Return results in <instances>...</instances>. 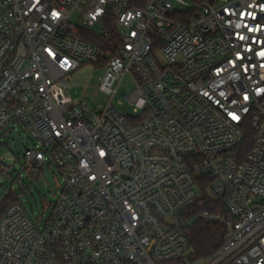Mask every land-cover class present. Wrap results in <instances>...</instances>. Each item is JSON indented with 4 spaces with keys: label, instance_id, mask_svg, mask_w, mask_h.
<instances>
[{
    "label": "built area",
    "instance_id": "2783aa9c",
    "mask_svg": "<svg viewBox=\"0 0 264 264\" xmlns=\"http://www.w3.org/2000/svg\"><path fill=\"white\" fill-rule=\"evenodd\" d=\"M109 20L112 98L75 104L66 74L101 54L79 24ZM128 74L131 114L112 104ZM15 123L39 141L24 166L65 184L46 219L7 207L0 264H264V0H0V132ZM207 186L225 211L199 216L225 233L197 257L183 215Z\"/></svg>",
    "mask_w": 264,
    "mask_h": 264
},
{
    "label": "rangeland",
    "instance_id": "374dc122",
    "mask_svg": "<svg viewBox=\"0 0 264 264\" xmlns=\"http://www.w3.org/2000/svg\"><path fill=\"white\" fill-rule=\"evenodd\" d=\"M78 15L77 11L75 17ZM106 23L105 26L96 23L89 29L84 28L81 23L79 25L83 32L99 35L105 27H109L110 23ZM117 28L123 30L121 27ZM156 55L158 58L161 57L159 50L156 51ZM106 70V65L87 62L68 72L66 74L68 82L64 87L65 94L71 96L75 104L86 102L96 109H103L112 98V94L100 87ZM135 87L136 81L131 74H128L114 96L112 104L119 110L131 114L133 107L126 105L125 95L131 94ZM13 127L8 126L0 132V201L10 190L15 191L19 200L38 222V219H46L50 213L49 204L57 199L63 188L64 176L52 162H47L44 168L35 171L26 168L23 161L24 151L27 146L34 147L39 141L25 125L15 123ZM198 193L200 198L204 199L215 196L209 186L198 187Z\"/></svg>",
    "mask_w": 264,
    "mask_h": 264
},
{
    "label": "trees",
    "instance_id": "16d2710c",
    "mask_svg": "<svg viewBox=\"0 0 264 264\" xmlns=\"http://www.w3.org/2000/svg\"><path fill=\"white\" fill-rule=\"evenodd\" d=\"M129 1L134 5L142 6L146 0ZM108 23H110L109 27H105L107 34L101 32L99 35H91L88 32L80 30L81 36L100 45L101 54L96 61L98 65H106L109 57L116 53L117 45L120 41L119 31L114 21L109 20L106 24ZM251 144L252 130L249 129L242 145L245 150H248ZM16 200H19L18 195L15 191L10 190L4 199L0 201V218L4 216L7 207ZM203 208L225 211L224 201L221 198L215 199L212 197L206 199L198 198L193 204L187 207L183 215L185 220L183 230L191 242V255L197 257L205 256L214 251L223 241L225 233V226L222 223L208 222L199 216V212Z\"/></svg>",
    "mask_w": 264,
    "mask_h": 264
}]
</instances>
